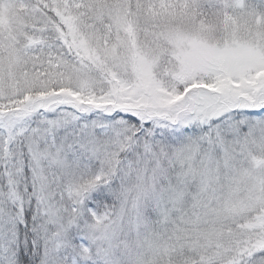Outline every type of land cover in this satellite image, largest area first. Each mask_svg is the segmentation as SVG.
<instances>
[{"label": "snow or ice", "instance_id": "obj_1", "mask_svg": "<svg viewBox=\"0 0 264 264\" xmlns=\"http://www.w3.org/2000/svg\"><path fill=\"white\" fill-rule=\"evenodd\" d=\"M0 264H264V0H0Z\"/></svg>", "mask_w": 264, "mask_h": 264}]
</instances>
